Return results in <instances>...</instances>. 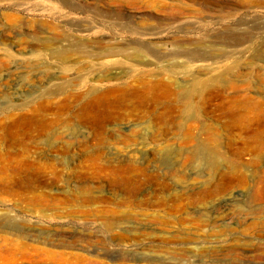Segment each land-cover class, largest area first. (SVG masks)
<instances>
[{"label": "rangeland", "instance_id": "1", "mask_svg": "<svg viewBox=\"0 0 264 264\" xmlns=\"http://www.w3.org/2000/svg\"><path fill=\"white\" fill-rule=\"evenodd\" d=\"M0 80V264H264V0H0Z\"/></svg>", "mask_w": 264, "mask_h": 264}, {"label": "bare ground", "instance_id": "2", "mask_svg": "<svg viewBox=\"0 0 264 264\" xmlns=\"http://www.w3.org/2000/svg\"><path fill=\"white\" fill-rule=\"evenodd\" d=\"M49 28H50V27H49ZM52 28H53V27H52ZM55 29H56V28H55ZM55 29H54V30H55ZM52 30H53V29H52ZM54 30H53V31H54ZM55 31H56V30H55ZM25 36H26V35H25ZM44 38H45V37H44ZM16 39H17V38H16ZM3 40H4V39H3ZM36 43H37V42H36ZM36 43H35V44H36ZM50 43H51L50 41H49V42H42L41 45H39V47H42V49H43V48H46ZM23 44H24V43H23ZM25 45H26V44H25ZM4 52H5V53H8V50H4ZM2 57H3V56H2ZM1 82H3V81L0 80V83H1ZM2 95H3V94H2ZM0 98H1V97H0ZM0 101H2V98L0 99ZM12 108H13V107H12ZM0 227H1V226H0Z\"/></svg>", "mask_w": 264, "mask_h": 264}]
</instances>
